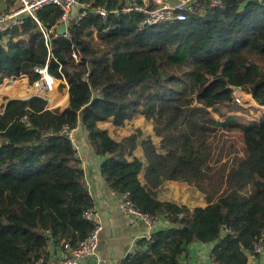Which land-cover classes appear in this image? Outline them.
<instances>
[{"label": "trees", "instance_id": "trees-1", "mask_svg": "<svg viewBox=\"0 0 264 264\" xmlns=\"http://www.w3.org/2000/svg\"><path fill=\"white\" fill-rule=\"evenodd\" d=\"M2 1L0 11L8 12L18 0ZM81 2L105 6L107 18L87 8L71 21L72 39L54 38L51 50L32 17L0 33V83L20 75L37 81L36 68L48 64L69 91L62 110L32 96L9 100L0 113V264H33L53 247L76 246L94 229L85 214L94 199L82 160L60 133L78 125L103 157L107 185L171 223L139 239V250L122 264H179L194 242H215L213 264H251L264 232V112L246 116L250 108L236 101L234 88L255 109L264 106V0H200L187 20L151 24L142 23L140 12L123 13L126 0ZM62 13L49 6L41 21L51 27ZM53 79L43 78L37 91L47 92ZM51 91L45 95L54 100ZM139 114L153 125L159 145L135 134L116 139L101 125L121 126ZM219 130L237 134L242 146H223L216 156ZM139 145L145 160L136 154ZM168 180L195 186L207 204L162 200L158 192Z\"/></svg>", "mask_w": 264, "mask_h": 264}, {"label": "built area", "instance_id": "built-area-1", "mask_svg": "<svg viewBox=\"0 0 264 264\" xmlns=\"http://www.w3.org/2000/svg\"><path fill=\"white\" fill-rule=\"evenodd\" d=\"M173 1V2H172ZM213 4H221L222 0H211ZM200 0H126L125 5L122 7L123 13L140 12L145 16L143 24H151L160 21L167 20H187L189 12H192L195 7L199 6ZM56 5L62 10L61 19L53 26L46 27L43 25L40 17L41 11L49 6ZM90 8L96 14H99L104 19L107 18L109 11L105 6H93L88 3H82L81 0H18L17 6H14L8 12L0 11V33L5 32L7 29L21 25L24 22L25 17H32L39 24L42 30L45 42L49 50H51L53 39L56 37H64L72 39L70 33L71 21L75 18L79 20L83 18ZM119 10V9H117ZM65 23L66 32L63 35L59 33V26ZM72 55L76 60H79L81 55L77 51H73ZM36 70L41 74V77L35 81V86L46 76L54 77L59 82L64 83L68 86L65 77L57 78L49 72V65L38 66ZM25 76V75H24ZM20 77V76H19ZM18 76H12L5 78V82L17 79ZM235 99L238 103L242 102V93L240 87L234 88ZM34 96H39L47 100V107L49 109H57L59 106L54 104L53 98L42 93H35ZM7 104V103H6ZM2 113L5 110V106ZM57 106V107H55ZM65 107V106H64ZM62 107V108H64ZM61 110V109H60ZM76 128V127H75ZM68 127L63 128L61 134H66L75 144L74 129ZM119 206L121 210L137 219L142 220L149 226H152L155 218L138 209L130 197L129 192L119 194ZM87 218L93 220V210L90 209L86 213ZM94 221V220H93ZM95 222V221H94ZM103 230V225L95 222V227L92 232L76 246L71 247L68 243L65 244V250L63 251V258L60 264H81L83 260L91 258L97 254L100 234ZM152 234H148L146 238L150 239ZM253 257L258 255H264V232L259 235L255 244L254 252L251 254ZM33 264H48L47 258L41 256ZM165 264V263H160ZM179 264H190L189 260L183 255L180 259Z\"/></svg>", "mask_w": 264, "mask_h": 264}, {"label": "crops", "instance_id": "crops-1", "mask_svg": "<svg viewBox=\"0 0 264 264\" xmlns=\"http://www.w3.org/2000/svg\"><path fill=\"white\" fill-rule=\"evenodd\" d=\"M0 2L3 4L2 0H0ZM17 2L18 1L13 2L12 6H17ZM13 7H11V9ZM54 80L58 81L56 78ZM18 81H20L24 86H27L28 84L26 78H22V81ZM68 103L69 91L67 105ZM67 105H65V107ZM141 116L144 117L143 115ZM104 123L101 125L109 129V132L112 135L111 129L107 126H104ZM113 126L119 127L115 124H113ZM74 136V146L77 149L78 156L82 160L81 165L86 172L87 185L94 199L93 220L96 223L103 225L97 254L91 258L83 260L81 264H122V261L129 253H135L137 250H139V239L146 237L148 234H153L155 231L161 228L171 226V223L164 216H161L155 218L153 225L149 226L142 220L124 213L119 206V193L111 189L102 176L101 163L103 157L95 153L93 147L88 142L86 131L81 125H78L74 129ZM115 138L119 140L121 139V137ZM139 146L141 147V145ZM142 154V156L139 154L137 155L145 160L143 149ZM141 173V179L144 181L143 171ZM168 182L175 183L180 181L168 180L165 183ZM192 187L197 189V191H200L195 186ZM200 193L201 194L198 196L200 201L195 204L191 203V196H189L190 193L182 195L177 194L174 199H163L160 196L159 198L162 200L176 201L180 204H186L190 207L195 205H206V196L203 192L200 191ZM214 244L215 242H194L190 245L189 252L185 254V256L189 260L190 264H213L210 258V251ZM62 258V249L60 250L53 247L51 248V255L47 258L48 264H60ZM250 263L264 264V255H258L256 257L251 255Z\"/></svg>", "mask_w": 264, "mask_h": 264}, {"label": "rangeland", "instance_id": "rangeland-1", "mask_svg": "<svg viewBox=\"0 0 264 264\" xmlns=\"http://www.w3.org/2000/svg\"><path fill=\"white\" fill-rule=\"evenodd\" d=\"M12 5H11V7H13ZM20 77L26 78L27 83H28L27 86L22 85L20 87L21 82H20V84L19 83L13 84L9 81L5 82V80L2 83H0V112L3 110L4 105L6 104L7 100L9 98L15 97V96H10L5 91L7 88L24 91L25 93L23 96H16V98H22V99H26V98L30 97L31 95H34L35 93H40L39 91H37V88L35 87V81L31 82V80L29 79V76L20 75ZM16 80L22 81V78H18ZM50 85H52V86L49 87L47 92L42 93V94L51 93L53 95V91H51L53 89L55 91L54 92L55 93L54 104H57V106H59V108L61 110L64 109L62 107L67 105V102H68V86L64 85V83L56 81L54 79L50 83ZM241 93H242V102H240L239 104H241L244 107L250 108L249 113L245 112L246 116H252L254 114L255 115L254 117H258V115L260 113L262 114L264 112V106L261 107L260 109L259 108L255 109L254 107L257 105H256V103L253 102V100H251V97L248 94H246L242 89H241ZM10 94L11 95L20 94V92H18V91L17 92H11L10 91ZM57 106H55V107H57ZM104 126L109 127L111 129L112 135L117 137V138H120V137L123 138L125 136L130 135V134H135L139 137V140H141V138L151 137L154 140V142L157 145H159V137L154 135L152 124H150L145 119V117H142L141 115L135 116L133 119L127 120L124 125H121L119 127L113 126L112 123H104ZM224 132L225 133H223V130H219L217 141H215V143H214L215 148H217L216 149V156L218 154V151L220 149H222L223 146L225 148V151L230 150V145L232 143L235 144V146H239V147L242 146V141L240 140V138L237 134H233V133H230L227 131H224ZM136 153L141 155V156L143 155L142 149L140 146L137 148ZM226 159H228V157H224V159L221 162L223 163ZM141 175H142V173H141ZM187 193H190L189 196H191V201H192L191 203L192 204H195V203L200 201L199 197H198L201 194L200 191H197V189H195L194 187H192V186H190L184 182H175V183L168 182V183H165L159 189L158 195L163 199H174L177 194L182 195V194H187Z\"/></svg>", "mask_w": 264, "mask_h": 264}, {"label": "water", "instance_id": "water-1", "mask_svg": "<svg viewBox=\"0 0 264 264\" xmlns=\"http://www.w3.org/2000/svg\"><path fill=\"white\" fill-rule=\"evenodd\" d=\"M58 30H59L60 35H63V34L66 32V25H65V23H62V24L59 26ZM32 96H34V95H31L30 97H32ZM28 98H29V97H28ZM11 99H22V98H16V97L9 98V99L7 100V102H8L9 100H11ZM7 102H6V103H7Z\"/></svg>", "mask_w": 264, "mask_h": 264}]
</instances>
